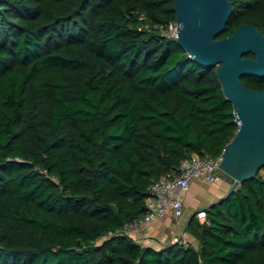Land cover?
Listing matches in <instances>:
<instances>
[{"label":"trees","instance_id":"16d2710c","mask_svg":"<svg viewBox=\"0 0 264 264\" xmlns=\"http://www.w3.org/2000/svg\"><path fill=\"white\" fill-rule=\"evenodd\" d=\"M230 1L217 38L264 35V0ZM175 2L0 0V264H264L261 171L191 218L197 246L104 238L145 214L154 181L239 129L219 67L152 29L176 22Z\"/></svg>","mask_w":264,"mask_h":264},{"label":"water","instance_id":"95a60500","mask_svg":"<svg viewBox=\"0 0 264 264\" xmlns=\"http://www.w3.org/2000/svg\"><path fill=\"white\" fill-rule=\"evenodd\" d=\"M176 40L206 67L217 66L222 90L239 123L236 135L223 150L222 177L232 181L224 199L264 167V89L245 86L241 77H264V35L251 24L217 38L234 11L230 0H176ZM254 54V58L246 54Z\"/></svg>","mask_w":264,"mask_h":264},{"label":"built area","instance_id":"2783aa9c","mask_svg":"<svg viewBox=\"0 0 264 264\" xmlns=\"http://www.w3.org/2000/svg\"><path fill=\"white\" fill-rule=\"evenodd\" d=\"M139 20L142 22L141 28L150 30L151 26L146 23V14L138 13ZM153 30L160 32L164 37H177V24L165 26L155 24ZM223 152L214 157L209 153H194L190 157L184 159L178 172L163 174L159 179L154 181L150 187V195L146 199L145 214L130 223H125L115 232H110L104 236L110 237L115 235H128L141 242L140 236L147 231L148 226L158 218H161L169 212L176 218L184 215L185 193L188 188L198 180H206L210 183H216L222 178L221 167L219 166L223 160ZM202 222L206 221V212L201 210L197 214ZM174 242H179L184 246H196L186 233H182L175 238Z\"/></svg>","mask_w":264,"mask_h":264},{"label":"crops","instance_id":"0c3cea01","mask_svg":"<svg viewBox=\"0 0 264 264\" xmlns=\"http://www.w3.org/2000/svg\"><path fill=\"white\" fill-rule=\"evenodd\" d=\"M203 182L204 181L201 180L196 181L186 191L184 195V215L181 218H176L169 212V214L156 219L148 226L147 231L140 236L141 243L161 248L162 246L173 243L175 238L179 237L184 232L189 239L193 238L187 230L191 218L196 216L199 211L207 209L213 202L226 195L232 184V181L229 182L228 179L221 178L217 183L213 184L216 188V192L213 195L211 194L210 197H204L200 194V188ZM202 199H204V201H202Z\"/></svg>","mask_w":264,"mask_h":264},{"label":"rangeland","instance_id":"374dc122","mask_svg":"<svg viewBox=\"0 0 264 264\" xmlns=\"http://www.w3.org/2000/svg\"><path fill=\"white\" fill-rule=\"evenodd\" d=\"M261 173H262V175H264V170H261ZM222 179H223V177H222ZM198 181H200V180H198ZM201 181H204L203 182V184L201 185V193L200 194H202L204 197L206 196V197H210L211 196V194L213 195L216 191V188H215V186L213 185L214 183H210V182H208V181H206V180H201ZM229 182H231V180H228ZM217 183V182H216ZM232 183V182H231ZM209 192H211V193H209ZM213 192V193H212ZM203 197V198H204ZM198 201H199V199H198ZM202 201H204V199H202ZM191 239V241L197 246L198 245V243H197V241H195L193 238H190Z\"/></svg>","mask_w":264,"mask_h":264}]
</instances>
